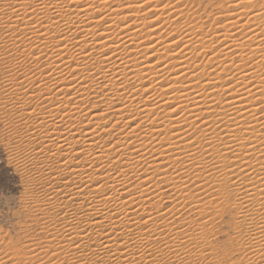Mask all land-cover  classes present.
I'll list each match as a JSON object with an SVG mask.
<instances>
[{"label":"bare ground","instance_id":"bare-ground-1","mask_svg":"<svg viewBox=\"0 0 264 264\" xmlns=\"http://www.w3.org/2000/svg\"><path fill=\"white\" fill-rule=\"evenodd\" d=\"M7 1L0 0V23L5 24L6 28L10 30H14L11 32L12 35H8V39L14 42L19 39L26 43L27 48L23 52H26L27 56H32L34 65H38L42 59V56H37L38 52L46 54L44 61L47 68L38 70L40 80L25 77L21 82L12 84L10 89L6 88L10 90L9 92L14 91L18 94L17 96L26 99L29 94L32 96L33 93H36L34 96L38 97L36 104H33L35 106L31 104L34 111L30 110L28 102L21 101L16 107L13 104L17 102H14L12 110L16 109V112L20 113V117H25L24 119L31 117L34 120L32 123L34 126L31 124L32 128L29 127L35 129L34 131L30 129L34 134L29 131L31 134L26 135L27 138L38 137L39 147L37 149L40 148V151L38 150L37 154H42L43 161L57 159L58 164L55 168L53 167L54 171L61 173V180L68 181L67 188L62 184L65 188L60 189L62 187L60 186L56 190L54 186L56 191L51 188L53 193L44 198V201L50 204L54 210L49 216L51 223L47 227L51 226V230L57 233L52 232L54 238L51 237L55 244H52L53 247L44 245L47 248L44 251H40L42 244H39V250L31 249L26 253L24 251L27 255L24 257L25 260L35 262L39 256L42 259V256H46L49 252L51 255L49 258L58 257V264H158L168 256L163 254L164 249L165 251L172 250L176 254L181 249L179 248L181 239H185L186 234L183 235L181 232L174 231L177 229L172 228L173 220L169 222L166 219L167 217L174 219V216L179 214L176 211L178 207L176 201L184 200L189 196L193 198L195 196V201L198 196L200 197L199 193V195L196 194L198 196L191 195L190 192L192 193L193 190L190 188L192 187L186 186V184L191 180V186H193L210 178L215 179L212 180L213 182L210 181L211 183L217 181L228 186L229 191L226 189L223 190V193L221 189L223 194L221 197L225 200L231 196L234 198H232L235 205L233 208L238 209L237 212L241 213V216L238 217H241L240 219L246 223L247 229L249 228L240 241L241 249H244L247 254V259L245 258L246 261L242 264H264V117L260 118L261 120L255 118L257 109L252 105L258 103H256L257 99L252 105L245 104V95L252 93L251 90L242 93L231 86L232 90H235L233 91L235 94L231 96L232 90L224 89L223 99L219 98L213 93V90L220 87V76L218 75L219 78H216L220 85L217 84L218 86L215 87V83L210 81L211 78L209 79L205 72L207 66L201 63L206 67L204 71L203 67L200 69L201 66L199 70L191 67L194 64L189 65V60L193 57L192 55H196V51L202 49L198 55L203 57L206 55L204 49L207 47L210 49L208 45L205 46L207 44L204 40L205 35L199 38L204 32L197 37V34L189 33L186 30L184 32L183 29L184 33L179 36L180 38L176 36L173 40L171 35L172 38L163 39L165 35L159 33L160 21L158 22V19L146 23L136 22L139 17L135 14L141 11V15H143L144 8L145 10L146 8L154 9V5H156L154 0V2L152 0H107V2L105 0H13L9 4ZM161 1L164 2V0L159 2L157 0V4ZM140 2L144 5L142 10L135 6L129 7V5H136ZM247 4L243 10H247V7L250 6V2L249 5ZM164 6L166 5L164 4ZM168 6L163 10H161V6V8L155 9V17L166 14L168 25L172 26L169 24L171 22L177 25L176 18L174 23L173 20L170 21V18L178 15L176 14L178 12L174 10L175 8L172 9L175 6ZM152 9L151 12H153ZM182 12L180 10L179 14ZM242 12L240 14L241 11H239L236 15L241 18L245 13ZM192 13L194 14V12ZM192 13L189 15H193ZM132 14H134L133 17ZM185 14L187 15L186 12ZM233 16L235 17V15ZM243 16V20L247 18L246 15ZM255 18L249 19L254 21ZM166 20H164L165 23ZM189 20L191 21V19ZM192 20L194 21L193 18ZM181 22L179 25L188 23ZM195 24L197 25V22ZM192 28H194L193 25ZM254 28L257 32L258 29ZM249 29L253 31L249 30L248 32L253 34L254 29ZM165 34L169 33L165 32ZM162 35L164 36L161 37ZM223 35L226 37L225 34H222V37ZM256 35L259 36V34ZM220 36L221 34L216 37L220 39ZM250 37L252 38V35ZM233 40L229 39L230 43L234 42ZM254 41L256 42V40ZM254 41L252 40V42ZM257 44L255 43V46ZM232 45H227L228 49ZM237 45L234 44V46ZM238 46L241 48L243 45ZM228 49L226 48V50ZM34 55L36 56L34 57ZM197 58L192 61L196 62ZM239 58L241 60V57ZM261 60L258 59L256 65L264 62V59L263 62ZM202 61L204 62V60ZM195 64L197 65V63ZM210 67L208 68L210 69ZM257 69L256 72H260ZM222 71L224 70L222 69ZM239 72L242 71L238 70L235 75ZM245 72H242L243 77L247 74L246 78L250 79L251 75L248 76L249 73ZM259 72L257 73L259 74ZM45 73L47 76L43 78L42 75ZM236 77L233 78L236 80ZM243 77L238 76L241 79ZM258 77L260 78V76ZM253 78L255 79V77ZM47 79L49 84L45 81ZM235 80L230 84H234L237 81ZM230 84H228L229 88ZM257 84L256 86H258ZM223 85L222 83L221 86ZM259 88L260 86L256 89ZM220 89L219 93L222 91V88ZM43 90H47L46 93L50 95L44 98L45 100L41 99L45 95L41 96ZM259 91L260 96L264 97V93L261 94L262 91ZM259 93L257 91L258 95ZM57 96L58 99H56ZM52 97H55L56 102H52ZM252 97L255 98L257 95H252ZM252 97L250 96L246 101L252 103ZM89 100H91L92 106L85 108V102ZM45 103L47 112H43V108H40ZM36 108L37 111L40 109L39 113L35 112ZM26 123L23 122L25 125ZM41 129H44V134ZM35 139L38 140L36 137ZM36 140L31 141L36 143ZM207 158L208 160L205 161ZM228 167L232 169L228 170ZM49 169L50 173L46 172V174L48 173L47 175L50 177L53 170ZM44 171H46L45 168ZM160 182L164 183L163 186L168 188L172 195L170 192L166 194L162 191L163 186L160 187ZM217 185H214L215 188ZM72 186L73 188H71ZM214 186L212 185L211 188L213 189ZM203 187L205 188V185ZM193 189L196 190L195 193L198 191L197 187ZM199 189L201 190V188ZM206 192L204 189L201 193L205 194ZM219 192L216 194L220 195L221 192ZM221 197L220 199H222ZM230 200L229 202H231ZM196 201L194 203H202ZM210 204L208 203L206 206ZM193 207L194 209L198 207L197 210L201 209L198 205ZM192 209L190 210L192 211ZM205 211L203 209V213ZM198 214L196 216H199ZM180 219L182 220V218ZM180 219L178 220L180 221ZM183 220L186 219L183 218ZM189 221L191 223V220ZM180 227L177 226L178 229ZM184 231L188 232V229ZM199 232L201 233V231ZM162 235L166 239L162 244L164 247L157 249L159 246L155 247L156 244H153L156 241H161L159 237ZM188 235L186 236L188 237ZM47 244L49 243L47 242ZM13 249L11 251L16 252L17 248L15 251ZM23 250H26V247L22 249V252ZM171 257H168L167 260L170 261ZM186 257L188 258L187 255ZM200 257L202 258V256ZM17 259L19 261V258ZM53 259L55 260V258ZM0 264L2 263L0 262ZM25 264H29V262ZM171 264L179 263L172 261Z\"/></svg>","mask_w":264,"mask_h":264},{"label":"rangeland","instance_id":"rangeland-1","mask_svg":"<svg viewBox=\"0 0 264 264\" xmlns=\"http://www.w3.org/2000/svg\"><path fill=\"white\" fill-rule=\"evenodd\" d=\"M154 1L153 2L156 5H154V9L151 8L153 12H151L150 8H148V9L146 8V10H145V8L143 10L141 9L143 11L142 12L143 15H141V11L139 12L140 14L138 13L139 15L135 14V15H137L139 17L138 18L139 20L138 21L136 20V22H138V23H146V22H149L151 20H157L158 19V22L160 21V23L158 25V27H160V32L159 33L165 35V37L163 39H169V37H171V35L173 37V40H175L176 36H178V38H180L179 36L183 35L185 30L187 32H189V33L191 32L192 34H195V35L197 34V37L200 36L199 34H202V32H204L199 38H202V36L205 35L206 38L204 40L207 43V44H205V46L207 47V45H208L210 47V49L208 47L207 48L205 47L206 49H204V51H206L205 52L206 55L203 56V57H202V55H198V52L202 51V49H199L198 52L196 51V55L195 54L192 55L193 56L192 58H194V59L190 58L189 65L190 64H194L193 66L190 65L194 69L195 68L199 69L200 66H201L200 69L202 67L204 69V68H206V67H204V65L207 66V68H206L207 71H205V69H204V71L207 72L208 78L209 79L211 78L210 81L215 83V87L220 85V82H221V85H222V83L224 84L223 86H221V85H220V87L218 86V88L216 87L217 91L215 90L216 88H214V90H213V93L216 94V96H218L219 98L223 99V94L222 93H223L224 89H231L232 90V88L233 89L236 88L237 90H240L242 93H246V92H249V90H251L252 93H249V94L245 95V98H244L245 99V104H247V105L251 104L252 105L255 102L254 100L257 99L256 103L257 102L258 103L257 104L254 103L253 104L254 106L252 105V107H254V108L256 107V109H257V111L255 110L257 112V113L255 112V114H256L255 118L263 119L262 117H264V97L260 96V93H259L260 91L259 90L262 91L261 94L264 93V86H263V84H264V62H263L264 61L263 60L264 59V0H239V1L238 0H182V1L181 0L180 1L179 0H166V1L164 0L165 3L163 1H161V2H163V4H160L161 2L157 4V0H154ZM159 1L160 0H158V2ZM236 1L239 2V3H243L244 6L242 8L241 7L238 8L237 7L238 3ZM248 1L250 2V6L251 7L248 6L250 8L247 7V10H243V8L245 7V5L247 3H248L247 5H249ZM7 2L9 4V3L13 2V0H8ZM233 3H236V4L234 5ZM164 4L166 6H164ZM177 4L179 5L178 6L179 8L177 7ZM218 4H220V5H218ZM168 5H172V7L175 6L172 9L175 8L174 10L176 12H178V13L175 12L178 15L172 16L171 17L172 19L170 18V21L173 20V23L177 20L176 21L177 25L175 23L172 24V22H171L169 24L172 25V26H169L168 25V21L166 20V14H162L161 15L162 17L161 16H159V17L156 16L155 17V12H154L155 9L157 10V8L161 6L162 7V8L160 7L161 10H163L164 7H169ZM232 5H234V6H232ZM183 6H185V7H183ZM235 7H237L238 11H236L237 9L235 10ZM182 9H186V10L188 9V10L184 11ZM190 9H191V11H190ZM158 10H160V9H158ZM180 10L183 11V12L179 14ZM232 11H233V13H232ZM239 11H241L240 14L243 13L242 11H244L245 13H248V14H245V13L243 14L244 16L246 15L245 17H247L246 19L244 18L245 21L242 18L243 15L241 16V18H240L239 15H236V13H239ZM185 12L187 13L188 17L185 14ZM192 12H194V14ZM191 13L193 15L190 16L189 14H191ZM144 14H145V16H144ZM203 14L206 15V16H204ZM207 14H208V16H207ZM230 14H231L232 17L230 16ZM254 14H256V15H254ZM257 14L259 15V18H258ZM201 15H203V16H201ZM233 15H235V17ZM133 16H134V14H132V17ZM250 16H252L254 18L256 17L258 19L255 18L254 21L253 20L251 21L249 18L252 19V17H250ZM179 17L181 18V20H180ZM195 17H197V18L200 17V19L202 21L200 19H197V18L195 19ZM203 17H205L204 20H203ZM238 17H239V19H238ZM141 18L143 20H145V21H143ZM175 18H176V20H175ZM192 18L194 19V21L196 20L198 26L195 24L196 22H194L192 20ZM189 19H191V21ZM232 19H234V20H232ZM164 20H166V23L164 22ZM242 20H243V23H242ZM256 20H258V21L255 22ZM181 21L188 22V23H184L182 25H179V24L182 23ZM250 21L253 24H251ZM189 23H190V25H189ZM231 24H233V25H231ZM250 24H251V26L253 25L254 27H256L258 29V30H256L257 32H255V28L253 26L251 27ZM192 25L194 26V28H192ZM239 25H240V27L238 28ZM244 25L247 26L248 28H246ZM180 26H182L183 28L180 27ZM188 26H190L191 28H189ZM172 27H174V28H172ZM179 27H180V29H179ZM186 28H189V29H186ZM249 28H253L254 29L253 34L251 32H248L249 30H251ZM8 29L9 28H6L5 24L0 23V240H1L0 241V255L2 254L0 257L3 258V259L0 258L1 259L0 262L2 264H3L4 261H5L4 264H19V263L23 264V262H25V263L29 262V264H32V263L34 264L35 262L37 264H47V263L48 264H54V263H57L59 261V259H58V257L56 258V256L55 257L52 256L53 258H55V260L53 258H49V257H51V255H49V252L46 255L47 257L46 256H42L43 260L41 259V256H39V258L35 262L34 261L25 260L26 258H24V257H27V255L25 253H26V251L28 252V250L29 251L31 249L39 250V246H40L39 244H42L40 246V248H42V249H40V251L46 250L47 248H45V246L46 247H50V246L53 247L52 244L53 245L55 244L52 241L53 238H54V236L52 234L53 233L57 234V233L51 230V226L47 227V226H49L48 224L51 223V221H50L51 218L49 216H51L50 214H52L54 210L52 209L50 204H48L46 201H44V198H47L46 197L47 195H49L50 193H53L52 190H54V188H53L54 186H55L56 190H58L60 188V186H62L60 189H63L66 186H68V181H66L65 179L61 180V178H62L61 173H57V172L54 171L55 166L58 164L57 163V159L52 158L53 160L49 159L50 161L49 160H44L43 161V159L41 158L42 154L41 155L37 154L40 151V148L37 149V147H39V145H38L39 144L38 137L35 136L38 140H36L35 137H32V138L28 137L27 138V136H29V134H31V133L34 134L33 131L35 129L34 130L31 129L32 128L31 124L33 123L34 120L31 119V117L28 118V119H24L25 117L24 118H23V116L20 117V113L16 112V109L13 108V110H15V111L12 110V106L13 105L16 107L17 104L19 105L21 102H23V103L28 102L27 105L30 104L29 105L30 106V110L32 111L33 110L32 109L33 108L32 105L36 104V102H37L36 100L38 98L36 95L34 96V94H36V93H33L32 96H31V94H29L28 95L29 99H28V97L26 99V98L17 96L18 94L16 92H14V91L9 92L10 91L9 87L12 86V84L14 85V84H17V83L21 82L22 79L25 78V77H28V78L32 77L31 79H39L40 80V78L38 77L39 76V74H38L39 71L47 69L45 61H44L45 60L44 56L46 54H43L42 52H38L37 56H42V59L40 60V63L38 65H34V62H33L34 59L32 58V56H30V55L27 56V53L23 52V50L27 48V46H26L27 44L21 42L22 40H19V39H17L16 42L9 40L8 39L9 38L8 35L11 34V32H13L14 30L13 29L12 30H10V29L8 30ZM183 29H184V32L182 31ZM173 30H174V33H172ZM251 31H253V30H251ZM162 32H164V33H162ZM165 32L169 33V34H167L168 37L165 34ZM249 33L252 35L253 39L250 37L251 35ZM220 34H221V36H220V39H219L216 36L220 35ZM222 34H225L226 37H224V35H223V37H224L223 38ZM256 34H259V36H257ZM164 35H162L161 37H163ZM246 35H247V37L245 38ZM248 35H249V37H248ZM178 38H176V39H178ZM222 39L224 41H226V42H224ZM229 39H230V41L234 39L233 40L234 42L230 43ZM246 40H248V41H246ZM249 40H250V42H249ZM252 40L253 41L256 40V42L255 41L252 42ZM228 41H229V43H228ZM258 41L260 43V44L258 43L259 45L257 44ZM233 43L235 45H237V43H239L238 45H240V46L243 45V46L240 48L237 45L238 48H240V49H238L237 46H234ZM255 43L257 44L256 46H255ZM230 44L231 45L233 44L232 45L233 47L230 46L231 48L229 47L230 49H228V46ZM226 48L228 50H226ZM251 49H252V52L250 53ZM246 50H247V52H246ZM261 51H262V53H261ZM245 52L247 53V55H246ZM228 53H229V55H228ZM254 53H255V55H254ZM261 55H262V57H261ZM35 56L36 55H34V57ZM197 57L199 59L201 58V60H199ZM239 57H241V60H240ZM260 57L262 58L263 61L260 59ZM196 58H197V61L194 62ZM242 58H244L245 60H243ZM257 58L263 62V63H259V65L263 64L262 66L260 65L261 67L259 65H256V64H258V59ZM205 59H206V61L207 60L208 61L206 62ZM192 60H194V61H192ZM202 60H204V62ZM192 62H194V63H192ZM195 63H197V65ZM201 63H203L204 65H202ZM230 63L231 64L233 63L234 67H233V64L231 65ZM199 64H201V65H199ZM214 64H215V67H214ZM255 65L257 67L259 66L258 69H257V67ZM235 66L237 67V69H236L237 71L240 70L243 73H244V71L248 72L249 73L248 76L251 75L250 79L246 78L247 74L245 75V77H243L244 74L242 72H239L238 73L239 75L238 74L235 75V73L237 72L235 70V68H236ZM238 66H239L240 69L238 68ZM208 67H210V69ZM37 68H39V69H37ZM222 69L224 71H222ZM256 69L260 70L261 73L259 71H257V72H259V74H258L256 72ZM253 70H255V71H253ZM211 71H213V73H211ZM208 73L209 74L211 73V74L209 75ZM230 74H231V76H229ZM218 75L220 76V78H219ZM237 75L240 76V77L242 76L244 78V80H243V78L242 79L238 78ZM19 76H20V78L22 76V78L20 79ZM46 76H47L46 73L42 75L43 78H45ZM232 76L233 77L237 76L236 80L239 81L238 84H237V81L235 80V78H233ZM258 76H260V78ZM253 77H255V79ZM216 78L217 79L219 78L220 82ZM233 79L236 81L235 82L236 85H235V83L234 84H230V82H232V83L234 82ZM261 79H263V80H261ZM245 80H247V81H245ZM251 80H253V81H251ZM254 80H256V81L254 82ZM45 81H47L48 84L50 83L48 81V79L45 80ZM249 81H251L250 84H249ZM259 81L260 82L263 81V83H260ZM240 82L242 84H244V85H242ZM246 83H248L249 85H247ZM228 84H230V88H229ZM239 84L241 85V87H240ZM252 84H254V85H252ZM256 84L258 86H256ZM226 85H228V86H226ZM224 86H226V87H224ZM231 86H232V88H231ZM259 86H260V88L256 89ZM261 86H262V88H261ZM248 87H250V88L247 89ZM6 88H9V89H6ZM220 88H222V91L219 93L218 90H221ZM34 89H36V86H34ZM233 91H235V90H232V92ZM257 91H258L259 95L257 94ZM46 92H48V91L47 90L46 91H44V90L42 91V93H41L42 95L41 96H43V94H45L46 96L44 95L45 97L43 96L41 99L45 100L44 98L50 96ZM11 93H13V94H11ZM254 93H256V94H254ZM217 94H219V95H217ZM233 94H235V92L231 93V96H233ZM250 94L255 95V96L257 95V97L253 98L252 95H250ZM15 95H16V97H15ZM248 95H249V97H247ZM250 96L252 97V101H253L252 103L249 102V101L248 102L246 101V99L250 98ZM34 97H36V98L34 100H32ZM218 97H215V98H218ZM58 98L59 97L57 96L56 99H58ZM17 99H19V100H17ZM24 99H25V101H24ZM54 99H55V97H52V99H51L53 103H54V101L56 102V99L55 100ZM248 100H250V99H248ZM18 101H19V103H18ZM34 101H35V103H34ZM90 101L91 100H89L88 102H85V105H84L85 108H89L90 105L92 106V103ZM14 102H17V103H14ZM4 104H6L7 106H5ZM3 105L5 106L4 108H3ZM33 106H35V105H33ZM41 107L43 108V110H42L43 112H47L46 103L44 105H41L40 108ZM9 109H11L12 111H10ZM39 110L40 109H38V111H37V108H36L35 112L39 113ZM42 111H41V113H42ZM11 113L12 114L14 113V114L12 115ZM257 116H259V117H257ZM32 118H33V116H32ZM18 119H20V120L18 121ZM16 121H18V122H16ZM23 122H25V123L27 122L26 125L23 124ZM32 125L34 126V124H32ZM29 127H31V128H29ZM26 128L28 129V131H27ZM30 129L33 130V131H30ZM41 130L43 131L42 134H44V129H41ZM38 134L40 135V133H38ZM25 139L27 140V142L29 141L28 144H27ZM29 139H31L33 141L36 140L37 144L35 142H32ZM34 144H36L38 146H36ZM39 158H41L42 160L39 159ZM207 160H208V158L205 161H207ZM40 161H42V162L40 163ZM47 161H49V162H47ZM49 164H51L52 166L49 165ZM225 164L227 165V163H225ZM44 168H45L46 171H44ZM49 168L51 170H53V174L50 177L47 175L48 173H50L48 171ZM228 168H229L228 170L232 169L230 167H228ZM46 172H48V173L46 174ZM58 174H60V175H58ZM42 175H44V176H42ZM59 178H60V180H59ZM189 179H191V178L189 177ZM64 180H65V182H64ZM207 180H209V181H207ZM207 180L203 181L201 183H196V184H194L195 186L194 185L191 186V180H190V182L188 184H186V186L192 187V188H190L191 190H193L192 191L193 194L190 192L191 195L194 196V195H196L198 193L200 194V197L198 196L199 194L196 195V196H198L197 197L198 200L196 199L197 201L196 200L195 201L196 202L200 201L202 203H200V204L199 203H194L195 202L194 201L195 196H194V198L189 196L190 199H189V197L188 198L186 197L185 199L183 198L184 200L179 199V200L176 201V203L178 202L177 204H178V207H179V208L178 207L176 208V211L179 214L174 216V219H171L170 217L166 218V219H168L169 222H171V220H173L174 225H172V228L177 229V230H174V231L181 232V233H183V235H185V234L188 235L189 234L188 237L186 235L184 236L185 239H187V240L189 239V240L187 241L184 238L181 239V245L179 246V248H181V249L178 250V252L176 254H174L172 252V250H169V251L166 250L165 251V249H164L163 250L164 251L163 254H165V256L166 255H168V256L165 257V259L163 261L158 262V264H166V263L167 264H171L172 261L173 262L175 261L176 263H179V264H242L244 261H246V259H247L246 255L247 254H246V251L244 249H241L242 246H240L241 245L240 241L245 236L246 231L249 228L247 229L246 223L242 222V220L240 219L241 217L240 218L238 217V216H241V213L237 212L238 209L237 208H233V206L235 207L234 201H232L234 198L231 196V198L227 199L228 202H227V200L222 198L223 197L222 192L224 193L223 190L227 189L229 191V188H227L228 186L227 185L224 186L223 183L220 184L221 182H217V181L214 182V183H211L215 179H210L209 178ZM62 181H63V183H62ZM163 184H164L163 182L162 183L160 182L159 183L160 187H162ZM203 184L205 185V188L204 187L202 188V186H204ZM56 185H57V187H56ZM212 185L213 186L217 185L216 186L217 188H215V186H214L213 189H212L211 188ZM223 186L225 187L224 189H223ZM195 187H197V189H198V191L196 193H195L196 190L193 189ZM198 187L201 188V190ZM51 188H53V189L51 190ZM71 188H73V186ZM162 188H163L162 191H164L166 194H168V192H170V194H171V191L168 190V188H166L164 186ZM204 189H205V192L207 191L205 194L201 193V192H203ZM209 189H212V190H209ZM215 189L216 190L219 189L220 192H221V189H222V192L220 193L219 191H216ZM56 190H54V191H56ZM217 192H219L220 195H217L218 194ZM207 194L208 195L210 194V195L208 196ZM220 197L222 199H220ZM185 200H186V202H185ZM229 200L231 202H229ZM41 201H43V202L39 203ZM180 201H182V202L184 201V202L182 203ZM210 202H211V204H210ZM181 203H182V206L183 205L184 206L187 205V206L186 207L183 206V209H182ZM208 203L210 205L206 206V204H208ZM46 204H48V205H46ZM196 204L199 207H201V209L199 208L200 212H199V210H197L198 207L196 209H194L193 206H197ZM37 205H39V206H37ZM166 205H168V204H166ZM49 206H50V208H49ZM204 206H205V208H204ZM191 208H193L194 211H193V209L191 211L190 210ZM37 209H39V210L37 211ZM47 209H48V211H47ZM203 209L206 210L204 213H203ZM46 212H48V213H46ZM197 212L198 213H202L203 215L202 214L199 215ZM197 214L199 216H196ZM44 216H46V217H44ZM180 216H182V217H180ZM180 218H182V220H183V218H185L186 220L182 221ZM178 219H180V221ZM176 220H178V221H176ZM189 220H191V223H190ZM239 221H240V223H239ZM44 222H46V223H44ZM42 223H43V225H42ZM179 223H180V225H178ZM203 223H204L205 226L203 225ZM243 223H245V224H243ZM192 224H194V225H192ZM195 224L196 225L198 224V226H195ZM199 224H201V226H199ZM177 226L178 227L181 226L180 227L181 229L180 228L178 229ZM188 226H190V227H188ZM192 226L193 227L195 226V227L193 228ZM42 227H43V229H42ZM191 227H192V229H191ZM199 227H200V229H199ZM189 228H190V231H189ZM187 229H188V232L184 231V230H187ZM193 229L196 230V231L194 230L196 236L193 233ZM197 229H199V231H201V233L199 231H197ZM49 230H50V232H49ZM47 231H48V233H47ZM48 234H50V235H48ZM52 236H53V238H51ZM190 236H192V237H190ZM190 238L191 239L193 238V239L191 240ZM237 238H239V239H237ZM164 239H165V236L162 235L161 237H159V240H161V241H158V242L156 241V243H154L153 245L156 244L155 247L159 246V247H157V249L158 248L162 249L164 247V245H162V244L165 243V241H166V239L165 240ZM195 239H197V240H195ZM193 240H194V242H193ZM47 242L49 244H47ZM183 243H185V244H183ZM22 244H23V246H22ZM27 246H28L29 249L27 248ZM183 246L184 247L187 246L186 249H184ZM13 247H14V249H13ZM25 247H26V250H23V252H22V249H25ZM15 248H17L18 250L16 249V252H12L11 250L13 249L15 251ZM197 250L200 251V253H197L198 252ZM24 251H25V253H24ZM21 254H23L24 256L21 255ZM14 255H15V257H14ZM186 255L188 256V258L186 257ZM21 256H23L22 259L24 258V260L21 259ZM199 256H202V258L201 257L199 258ZM16 257L19 258L20 262L18 261V259ZM168 257L169 258L171 257L170 261L167 260ZM46 258H47V261H46ZM39 259H40V262H38ZM51 259H52V261H50ZM238 261H239V263H238ZM10 262H12V263H10Z\"/></svg>","mask_w":264,"mask_h":264},{"label":"snow or ice","instance_id":"snow-or-ice-1","mask_svg":"<svg viewBox=\"0 0 264 264\" xmlns=\"http://www.w3.org/2000/svg\"><path fill=\"white\" fill-rule=\"evenodd\" d=\"M105 2H107V0H105ZM133 6H135V7H139V8H141V9H143V7H144V5L141 4V3H137L136 5H129V7H133ZM237 6H238V7H243L244 5H243V3H238ZM170 107H171V105H170Z\"/></svg>","mask_w":264,"mask_h":264}]
</instances>
